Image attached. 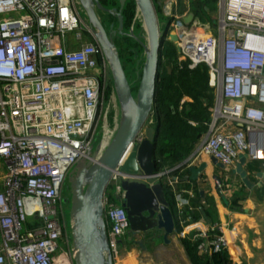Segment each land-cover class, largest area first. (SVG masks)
Returning a JSON list of instances; mask_svg holds the SVG:
<instances>
[{"label": "built area", "instance_id": "built-area-1", "mask_svg": "<svg viewBox=\"0 0 264 264\" xmlns=\"http://www.w3.org/2000/svg\"><path fill=\"white\" fill-rule=\"evenodd\" d=\"M78 4L0 0V264L52 263L68 239L62 190L69 170L94 144L102 152L117 128H108L114 88L101 46L93 36L71 46L90 32ZM186 4L178 11L179 0H162L160 10L177 36L178 62L208 66L215 101L185 167L201 157L228 167L240 155L264 167V0H219L213 25L195 14L185 25ZM122 177L107 187L115 199H123ZM103 203L108 242L118 248L129 220L107 191ZM193 240L200 254L228 247L223 233L198 230Z\"/></svg>", "mask_w": 264, "mask_h": 264}, {"label": "water", "instance_id": "water-1", "mask_svg": "<svg viewBox=\"0 0 264 264\" xmlns=\"http://www.w3.org/2000/svg\"><path fill=\"white\" fill-rule=\"evenodd\" d=\"M92 25V34L97 40L109 64L114 92L120 108L116 131L102 152L90 150L88 158L75 164L70 183V230L74 264H114L103 218V198L112 177L120 173L123 189V206L129 220V239L143 246L142 239H135L142 233L162 231V239L169 243V236L177 231L171 205L167 199L165 185L161 179L175 169L187 164L188 158L167 172L156 169L154 157L156 133L149 122L155 96L156 77L159 65L161 37L173 43L177 36L167 27L160 31L156 10L152 0H135L147 34L148 44L144 45L145 57L137 72V86L130 82L122 65L118 49L112 38L123 33L122 8L125 0H119V7L104 9L99 0H78ZM96 9L115 12L117 27L107 33L99 20ZM191 11L183 18L188 24L193 18ZM142 132L140 142L135 139ZM245 155L239 157L235 172L242 181L251 186L247 172L242 168ZM214 165L224 166L211 157ZM207 163L190 165V175L183 180H197ZM215 187L221 192V177L213 174ZM175 179V177H173ZM153 233V232H152Z\"/></svg>", "mask_w": 264, "mask_h": 264}, {"label": "crops", "instance_id": "crops-1", "mask_svg": "<svg viewBox=\"0 0 264 264\" xmlns=\"http://www.w3.org/2000/svg\"><path fill=\"white\" fill-rule=\"evenodd\" d=\"M161 1L157 0L159 8ZM190 156L191 154L187 158ZM239 157L235 158L230 166L224 168L214 165L210 157H201L189 162L191 165L207 163L206 168L195 181L183 180L184 176L191 174L189 166L180 167L177 175L171 172L161 179L173 192L172 213L173 216L177 215L179 225L183 226L181 232L176 228L177 231L168 237L169 243L163 241L161 230L154 232L158 239H161V241L157 239L156 243L171 252L168 255V261L171 263L168 264H192L180 237L187 236L193 240L198 230L223 233L228 240L227 250L233 264H264V167L261 163L245 159L242 168L247 172L251 184L248 186L235 172ZM213 174H218L222 179L221 192L215 187ZM177 194L186 200L181 206L178 205ZM66 222L69 232V217L68 219L66 217ZM69 234L71 236V230ZM150 236L140 237L143 246L129 240L125 243L119 241L121 255L117 258L112 256L113 263L150 264L141 257L146 255L147 247L144 244L148 242ZM132 244H136L139 250L131 248ZM60 251L61 249L53 257L59 263ZM158 255H160L159 251ZM162 259L163 257H157L160 262L158 264L163 263Z\"/></svg>", "mask_w": 264, "mask_h": 264}, {"label": "trees", "instance_id": "trees-1", "mask_svg": "<svg viewBox=\"0 0 264 264\" xmlns=\"http://www.w3.org/2000/svg\"><path fill=\"white\" fill-rule=\"evenodd\" d=\"M192 1L196 4L197 11L191 10L199 18L210 5L217 6L218 3V0ZM119 2L118 0V7ZM153 4L157 12L159 7L154 2ZM135 12V0H125L121 12L123 29L130 27ZM126 38L136 46V50L142 49L139 41L129 36ZM114 42L121 59L122 49L118 47L116 39ZM137 84L136 81L134 92ZM214 101L215 89L210 84L208 66L201 63L190 68L188 61L178 62L175 44L166 35L162 36L151 123L156 133L154 157L158 171L175 167L192 153L207 132ZM179 169L172 173L177 175ZM165 190L172 209L173 192L167 185ZM174 221L178 232H181L183 226L179 225L177 215L174 216ZM69 233L70 230L68 241L72 243ZM180 240L192 264H233L227 248L200 254L197 250L198 241L182 235Z\"/></svg>", "mask_w": 264, "mask_h": 264}, {"label": "rangeland", "instance_id": "rangeland-1", "mask_svg": "<svg viewBox=\"0 0 264 264\" xmlns=\"http://www.w3.org/2000/svg\"><path fill=\"white\" fill-rule=\"evenodd\" d=\"M99 1L102 4V6L104 7V9H106V10L112 9L114 7H116V8L118 7V0H99ZM186 1H188L189 5L191 4V9L194 12L197 11L196 10V4L192 0H179L178 11H182L185 9V7L187 6ZM153 2L157 5V0H153ZM78 6H79V10H80V14H81L82 18L87 23L88 18H87L85 10L80 5V3L78 4ZM208 8H209L208 10H206L205 12H203L200 15L199 19L202 22H209L213 25L217 22V15L219 13L218 3H217V6L216 5H210ZM106 10H99V9L97 10V14L99 16V19L101 20L103 25H106V27H108L111 23H114V28L116 29V27H117L116 16L114 14L106 11ZM156 15H157L159 26H160V31L162 32L166 29L167 24L169 22V18L163 15L160 8L157 9ZM141 22H142L141 15L138 13H137V15L135 14L130 27L128 29H122L123 30L122 34H117L114 36V39H116V41H117L118 47H120L122 49L121 50L122 54L120 53V55H121V61H122V64L124 66L126 76L130 82L135 81V83L137 81V72L139 73L141 64H142L144 57H145L144 45L146 46L148 44L146 31H145V28H143L144 26H142L143 23H141ZM73 35H74V32L66 33L67 38H71V37H73ZM128 36L139 41L141 43L142 49L136 50L137 49L136 46L133 45L132 42H129L128 39L126 38ZM92 39L93 38H92L91 32L82 31V39L80 41H77L76 43H74L71 46H73V48H77L81 44H83L85 42H89ZM127 49H129V51H127ZM128 52H133V54H131V53L129 54ZM109 107L111 109L112 115L114 116V122L110 123L108 128H109V131H113V130L115 131V128L117 127L118 122H119L120 108H119V104H118V101H117V98H116V95L114 92L112 93V95L110 97ZM110 117H111V114L109 115V119H110ZM98 144H99V142H98ZM98 144L97 143L94 144L93 150L95 148L96 149L98 148ZM254 162L260 163V161H254ZM72 170H73V167L69 170V175L67 176V179L64 182V186H63V190H62L63 210H64V213H65V216L67 217V219L70 216V202L69 201L65 202L64 198H66L68 200L70 198L71 191H70L69 178L72 175ZM162 182H163V180H162ZM110 190H111L110 188H106V191L108 192L111 201L119 204L118 201H116L115 196L110 193ZM157 231H159V230L152 231L153 234H152V236H150L151 238L148 240L147 243L144 244L147 247L146 255L144 257L141 255V257H142V259L147 260V262H150V264L160 263L157 260V257H163V259H162L163 263L162 264H168L170 262V261H168V255H170L169 253H171V252L164 250V248L162 246H159L158 242L156 243L158 236L154 232H157ZM157 241H161V239L159 238ZM122 242L125 243L126 238H123ZM58 247H59L58 250L61 249V251H60L61 261L59 263L54 258L52 260L51 264H73L72 248H71V243L68 242V239H67V241L63 240V239H62V241H59ZM131 248H133L136 251L139 250V249H137L138 247L136 244H132ZM159 248H160V250H158ZM110 249H111V254L113 257L117 258L119 255H121V250L119 251V247L113 248L110 246ZM126 250H127V248H126ZM128 250H129V248H128ZM158 251L160 252V255H158ZM173 253L175 254V252H173ZM141 262H145V261H141Z\"/></svg>", "mask_w": 264, "mask_h": 264}, {"label": "flooded vegetation", "instance_id": "flooded-vegetation-1", "mask_svg": "<svg viewBox=\"0 0 264 264\" xmlns=\"http://www.w3.org/2000/svg\"><path fill=\"white\" fill-rule=\"evenodd\" d=\"M97 10L98 9H96V14H97ZM112 14H114L115 15V12H113ZM97 16H98V14H97ZM116 16V15H115ZM98 18H99V16H98ZM100 20V19H99ZM101 21V20H100ZM88 26H89V30H90V32H91V34H92V25H91V23L89 22V20H88ZM102 23V22H101ZM103 24V23H102ZM104 26V28H105V30H106V32L107 33H109L110 32V28H109V26L108 27H106V25H103ZM113 29H115L114 28V23H113ZM118 33H116L115 35H117ZM115 35H112V38H114V36ZM92 36H93V34H92ZM94 37V36H93ZM114 40V39H113ZM110 80H111V75H110ZM112 81V80H111ZM116 200L118 201V203H119V205H121L123 208H124V206H123V202H124V200L123 199H120V197H118V198H116ZM64 201L65 202H68L69 200L68 199H66V198H64ZM124 210H125V208H124ZM148 234H149V236L151 235V234H153L152 232L151 233H142V234H140V235H138V236H136L135 237V239H140V237L142 236V237H146V236H148ZM126 241H133V242H135L134 241V239H129V235H127L126 237ZM137 243V242H136Z\"/></svg>", "mask_w": 264, "mask_h": 264}, {"label": "bare ground", "instance_id": "bare-ground-1", "mask_svg": "<svg viewBox=\"0 0 264 264\" xmlns=\"http://www.w3.org/2000/svg\"><path fill=\"white\" fill-rule=\"evenodd\" d=\"M141 23H143V22H141ZM143 26V25H142ZM144 28V27H143ZM147 35V34H146ZM102 145H104V143L102 144Z\"/></svg>", "mask_w": 264, "mask_h": 264}]
</instances>
